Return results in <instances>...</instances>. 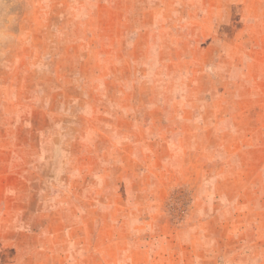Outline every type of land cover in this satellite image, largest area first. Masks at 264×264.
I'll list each match as a JSON object with an SVG mask.
<instances>
[{"label": "rangeland", "instance_id": "1", "mask_svg": "<svg viewBox=\"0 0 264 264\" xmlns=\"http://www.w3.org/2000/svg\"><path fill=\"white\" fill-rule=\"evenodd\" d=\"M0 264H264V0H0Z\"/></svg>", "mask_w": 264, "mask_h": 264}]
</instances>
